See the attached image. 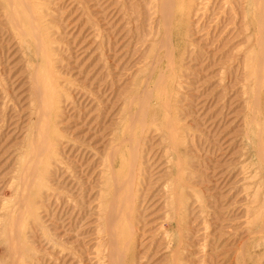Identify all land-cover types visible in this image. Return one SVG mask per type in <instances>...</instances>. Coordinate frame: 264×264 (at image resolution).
<instances>
[{
  "label": "rangeland",
  "instance_id": "374dc122",
  "mask_svg": "<svg viewBox=\"0 0 264 264\" xmlns=\"http://www.w3.org/2000/svg\"><path fill=\"white\" fill-rule=\"evenodd\" d=\"M150 1L39 0L54 27L48 64L12 32L0 1V264H109L104 173L123 144L126 168H137L133 236L122 242L131 264H264V18L253 1L214 0L203 21L184 23L198 49L174 68ZM35 67L56 77L65 115L51 117L59 164L34 182ZM170 121L183 130L179 152ZM39 186L33 218L25 211ZM174 188L186 207L172 203Z\"/></svg>",
  "mask_w": 264,
  "mask_h": 264
},
{
  "label": "bare ground",
  "instance_id": "6f19581e",
  "mask_svg": "<svg viewBox=\"0 0 264 264\" xmlns=\"http://www.w3.org/2000/svg\"><path fill=\"white\" fill-rule=\"evenodd\" d=\"M0 1L2 6L4 7L5 14L9 19V22L11 23L12 32H14L17 36H19L20 39L24 41L25 44H27V42H30L31 44L35 43L38 48V49L36 48L38 50L37 51L38 54L41 55L40 57H42V60L46 64H48L47 59L48 57L52 56L54 52L53 47H51L54 42H52L48 37L49 34L48 31L50 26L51 28L54 27L52 26L53 22L47 23L48 19L46 20V18L50 15L52 16V14L50 13L45 14L43 10L38 9L39 0H0ZM213 1L214 0H151L150 1L149 3L150 8L151 9L157 8L162 13L164 20L163 21L164 27H165L164 30L166 31V35H168L169 38L166 57L167 58L171 57V60H169L170 65H172L174 68H176L177 63L178 64L182 63L183 60V58L181 57L182 50L187 48L198 49V46L195 43H189L184 41L183 39L184 29H185L184 23L186 21L189 22L191 19L195 20V22L193 23L195 25L197 22L199 23L200 21H203V18L205 17L207 12L206 10L212 4ZM215 1H221V0H215ZM252 1L254 5L258 8V16L261 17L260 18L261 20L262 18H264V4H263L264 0H250L249 2ZM223 2L224 4L230 3L232 4V6L234 5L235 7H238L243 3V0H223ZM253 3L251 4L253 5ZM195 25L192 26L193 28L192 32H195L194 31V28L196 27ZM248 42H250V39L248 40ZM251 47L252 46L248 48L247 51L248 53L244 60V66L247 70V73L249 72L252 73L251 64L252 62H254V59L257 56L255 54V51ZM259 50L260 52L258 54H260V59L264 58V48L262 49L260 47ZM178 53H179V57H178ZM193 57L195 59L194 61L198 62L199 59L201 58V54L195 53ZM260 65H262V63ZM38 67L37 68L35 67L36 69L34 70L35 72L33 73L31 80L34 83L33 85H35V90H36L35 91L36 92L35 94L37 96L36 112H37V120H38L37 124H35L36 125L35 133L37 135L35 134L33 135L37 137L32 139L30 145L32 149L31 155L34 156V160H32V165L35 169L33 170L34 182L35 179H39V181L43 180L44 176L46 177L49 173L48 171L51 170L50 167L53 164H59L58 158L55 154L56 150L54 149L55 141H56L55 137H57L58 135L57 127L54 121H52L51 117L53 115L54 116L58 115V113L60 115H65L60 113L62 112L60 107L61 102H59L58 100H60L62 96H61V91L57 86L56 77L48 76V79H45L44 77V79L42 80L38 74L40 73V69H38ZM161 80H163V78H161ZM47 98L49 99L50 102L47 101ZM166 109L169 111L170 110L169 106L168 107L166 106ZM167 124H168L167 127L169 129L167 139L170 141L172 147H174L173 149L179 152L178 149L181 145L180 137L183 135V132L181 131L183 130L178 129L175 126V124H172L171 121L168 122ZM125 156H126V146L123 144V146L118 150L117 155L113 158V160H111V162L108 163V166L105 167L106 171L104 173V177H105L104 196L106 199L102 206V213L106 215V218L103 219L102 221H104L105 233L109 241L107 245L108 250L106 249L107 253L105 252L109 264H123L124 262L128 264L132 263V259L130 258V255L127 256L126 251H124V249L127 248V243L124 246L122 242H127L126 241L127 238L129 236H133V230H134L133 214H134V208L136 202L138 200V191L136 190V183L134 176L136 171L134 169L136 168L135 166L136 163H134L133 165L131 164L130 167L126 168ZM126 176H128L127 180H126ZM120 182H128V189H122L120 186ZM32 184L34 185V183ZM41 188L42 186L36 188L35 194L32 196L33 201L31 202V204H27V208L25 211L26 214L27 212H29L30 216H32L33 218H37V210L39 209L35 208L34 200L35 197L37 198L38 194L41 195L42 193ZM53 193L55 194L54 191ZM171 201L176 206H181V207L182 206L186 207L188 204L186 200H184L182 197H179V195L176 193V188H174V192L172 193ZM25 212H23L22 209L21 212H19L17 218L18 220L16 219L17 221L15 222L16 226L20 225L21 219H23L24 216L26 215ZM130 223L132 226L129 225ZM15 234L14 235L16 236L15 239L16 243L14 244V250L16 251V253L21 255L22 254L21 252L24 251V246H25L22 241L23 236L18 229L16 230ZM47 240L49 241V243H55V245L59 247V249H61V252L63 254L66 253V247H65L66 245L63 244L62 240L59 237H53L49 232L47 234Z\"/></svg>",
  "mask_w": 264,
  "mask_h": 264
}]
</instances>
